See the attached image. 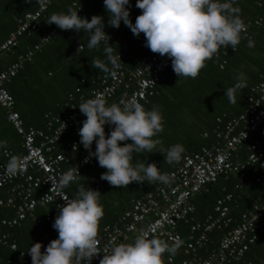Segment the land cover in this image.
I'll return each instance as SVG.
<instances>
[{"label": "built area", "instance_id": "2783aa9c", "mask_svg": "<svg viewBox=\"0 0 264 264\" xmlns=\"http://www.w3.org/2000/svg\"><path fill=\"white\" fill-rule=\"evenodd\" d=\"M54 1L39 0L35 10L24 13L20 18H13L15 29L0 43V57L12 51L20 36L39 31V21ZM218 2L229 3L231 0ZM71 5L74 10H80L79 15L82 17V8L75 3ZM259 22L256 19L252 25L257 26ZM245 26L246 32H242V36L248 38L247 28L250 24L246 23ZM57 31L61 29L55 25L32 49H26L0 70V107L4 110L5 122L19 136L22 151L17 157L10 150L1 151L0 208L9 210L11 216L0 217V247L10 251L16 250V243L5 230L19 227L27 218L39 224L40 219L34 215L37 208L53 204L59 210L57 206L64 204L63 198H76L77 192L69 196L65 188H52L51 180L58 181L69 170L79 176L85 168L94 165L95 157L88 163L84 162L89 151L80 143L79 129L86 116L81 113L79 105L95 98H102L111 105L132 97L144 105L147 98L154 94L164 72L173 70L171 59L158 53L142 56L137 67L126 68L123 55L117 52L114 55H120L121 61H118L120 68L114 78L104 72L96 75L89 82L87 94L75 89L74 94L67 95L62 109L46 111L43 114V128L24 127L18 113L13 110V99L6 91L5 84L24 63L31 61L33 52L47 43L50 35ZM107 35L111 38L110 34ZM223 64L222 61L219 68ZM216 124L211 130L212 141L207 146L195 152L183 153L181 161L173 169L162 172L169 176V183L157 182L152 191L130 200L128 207L114 222L99 227L98 247L101 252L91 264H100L103 256L110 254L115 245L131 244L142 232L147 233L148 238L156 237L172 243L178 237L180 223L187 225V238L180 249L183 255L180 264H231L240 261L263 229L264 195L254 199L250 207L240 212L235 219L230 216L229 210L251 174L255 183L264 178V72L248 88L243 111L223 121L217 118ZM104 127L106 134L114 128L107 124ZM206 137L207 134L203 133L202 138ZM58 145L63 151L58 149ZM241 148L245 149L242 159L239 158ZM66 153H78L79 156L72 160ZM13 157L22 162L23 170L15 176H9L6 175V166ZM230 176L233 177L230 190L222 188L211 212L202 219H196L192 199L207 192V187L219 178L226 180ZM89 183L88 189L99 190L100 185L93 178L89 179ZM53 223L51 233L58 238ZM213 230L220 231L217 244L202 256L200 251L209 243L208 235ZM42 239L47 241L48 237L44 234ZM45 249L46 245L42 243L41 250ZM19 258L23 264L26 263L22 253H19ZM163 259L166 263L172 262L167 253ZM6 264L17 263L7 261Z\"/></svg>", "mask_w": 264, "mask_h": 264}, {"label": "trees", "instance_id": "16d2710c", "mask_svg": "<svg viewBox=\"0 0 264 264\" xmlns=\"http://www.w3.org/2000/svg\"><path fill=\"white\" fill-rule=\"evenodd\" d=\"M38 1L0 0V43L15 29L13 18H20L24 13L35 10ZM72 3L82 8V17L89 20L93 15L103 17L104 31L111 35L109 44L114 47L113 54L119 52L123 55L126 68L137 67L140 57L153 53L145 46L146 39L143 33L139 37L134 36L123 22L119 28L108 26L109 16L103 0H55L43 13L39 21V31L29 36H20L12 51L1 56L2 62L8 64L26 49H32L39 39L55 26L45 21L53 13H67ZM135 5L136 0H130V19L133 24L136 17L142 14ZM233 6L239 7L244 24H250L247 28L248 38L243 37L241 33L242 39L235 51L231 47L227 49L222 47L217 55L206 61V66L196 79L180 78L173 70L165 71L154 94L148 97L143 105L146 110L158 106L164 121V131L153 139H161L165 149L181 144L185 152L191 153L202 146H207L212 141L211 130L217 125L216 119L220 118L223 121L242 112L245 108L248 88L257 81L258 75L264 72V0H235ZM256 19L260 22L254 26L252 22ZM249 39L255 42L254 48L250 49L246 46ZM88 42L89 34L82 31L61 30L51 34L49 41L33 52L31 61L24 63L22 68L5 84L6 91L13 99V110L18 113L24 127L43 128V114L46 111L55 112L62 109L67 95L74 94L75 89L87 94L90 80L96 75L103 74L101 70L93 68L91 62L93 59L106 60L103 51L105 43L101 42L99 50H89ZM80 45L82 51L77 52ZM222 61L224 64L219 68ZM241 75L246 87L235 91L236 103L233 104L225 96V90L234 87ZM203 133L207 134L206 138H202ZM108 135L110 133L106 134V137ZM0 141H6L7 150L16 157L22 153L20 138L5 122V113L1 107ZM124 143H132V141L121 142V146ZM57 147L62 150L59 145ZM95 148L94 143L92 150L95 151ZM3 149L0 148V162L3 161L1 155ZM158 150L159 146L153 150V153H133V165L135 166L137 159L146 164L154 163L162 173L173 169L178 164L167 163L164 154L157 152ZM80 151L85 152L84 149ZM244 153L245 149L241 148L240 159L244 158ZM66 155L72 160L79 156L78 153H66ZM106 171L107 169L99 166L96 158L94 165L85 168L78 176L77 182L65 188L67 194L72 196L81 184L88 189L90 178L99 183L98 191L101 193L99 203L104 212L99 227L114 222L128 207L130 200L152 191L157 184V182L154 184L132 182L126 188L114 187L101 179V175ZM249 178L243 190L235 198V203L230 204L229 214L234 219L240 212L249 208L254 199L264 195V178L258 183L254 182L252 174ZM232 182L231 176L226 180L219 178L207 187V192L196 195L192 199L195 218L202 219L210 213L214 200L221 195L222 188L226 191L230 190ZM58 214L59 210L53 204H48L45 208H37L34 211L35 217L40 219L39 224L27 218L19 227L5 230L15 241L16 250L10 251L0 247V264H6L7 261L23 264L19 253L26 258L24 264H32L31 256L28 254L29 248L37 242L45 243L47 247L52 240L57 239L51 233V222L55 221ZM9 216H11L9 210L0 208V217ZM262 223L263 229L258 232L256 241L248 247L240 261L231 264H262L264 262V218ZM44 234L48 237L47 241L42 239ZM219 235L220 231L217 230L209 233V243L200 251V255L203 256L209 249L216 246ZM178 237L183 243L186 241L187 225L185 223L178 225ZM180 249L172 258V262H165V264H180L183 259Z\"/></svg>", "mask_w": 264, "mask_h": 264}, {"label": "clouds", "instance_id": "9594fccd", "mask_svg": "<svg viewBox=\"0 0 264 264\" xmlns=\"http://www.w3.org/2000/svg\"><path fill=\"white\" fill-rule=\"evenodd\" d=\"M103 2L109 27L119 28L123 22L134 36L143 33L145 46L153 53L170 58L172 69L180 78L196 79L206 61L217 55L222 47H231L235 51L241 42V33L246 32L240 9L233 6L235 0L229 3L218 0H136L135 6L142 14L136 17L135 24L130 19V0ZM79 11L69 7L67 13H53L45 22L55 24L61 30L88 33L89 50H99L104 42L106 60L93 59L91 66L114 78L121 58L113 54L114 47L109 44L110 37L104 31L103 17L93 15L89 20L81 17ZM246 46L254 48L255 42L249 39ZM78 51H82L81 45ZM242 81L241 75L234 87L225 90L230 103H236L235 91L246 87ZM79 109L86 116L79 129L80 143L89 151L84 162L97 158L99 166L107 169L101 179L123 188L132 182L169 183V176L162 174L156 164H146L138 159L135 166L132 163L133 153H153L158 146L157 152L164 154L167 163H179L182 159L183 145L175 144L165 149L161 139H153L164 131L158 106L146 110L135 97L111 105L102 98H95L82 102ZM106 124L114 126L107 137ZM129 140L132 143L121 146V142ZM93 142L96 144L94 152L91 150ZM0 148L7 149V142L0 141ZM22 170V162L14 157L9 159L6 175L15 176ZM77 180L75 172L69 170L58 181L51 180L52 188L62 190ZM100 196L99 191L81 184L76 198H63L64 204L57 206L59 214L52 225L58 238L52 240L44 251L41 243L33 244L28 251L32 264H91L101 252L98 235L104 212L99 203ZM182 245L179 237L168 243L160 238H148V234L142 232L131 244L115 245L110 254L103 256L100 264H165L164 254H168L170 261Z\"/></svg>", "mask_w": 264, "mask_h": 264}, {"label": "crops", "instance_id": "0c3cea01", "mask_svg": "<svg viewBox=\"0 0 264 264\" xmlns=\"http://www.w3.org/2000/svg\"><path fill=\"white\" fill-rule=\"evenodd\" d=\"M2 59H3V57H1V59H0V67H2V66L4 67V65L6 64V62H2Z\"/></svg>", "mask_w": 264, "mask_h": 264}]
</instances>
